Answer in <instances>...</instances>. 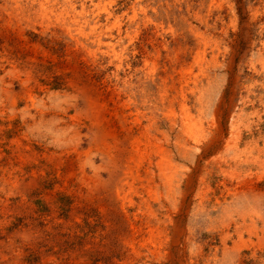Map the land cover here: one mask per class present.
<instances>
[{"label": "rangeland", "instance_id": "1", "mask_svg": "<svg viewBox=\"0 0 264 264\" xmlns=\"http://www.w3.org/2000/svg\"><path fill=\"white\" fill-rule=\"evenodd\" d=\"M0 264H264V0H0Z\"/></svg>", "mask_w": 264, "mask_h": 264}, {"label": "bare ground", "instance_id": "2", "mask_svg": "<svg viewBox=\"0 0 264 264\" xmlns=\"http://www.w3.org/2000/svg\"><path fill=\"white\" fill-rule=\"evenodd\" d=\"M126 53V52H125ZM149 138V137H148ZM166 163L168 164V162L166 161Z\"/></svg>", "mask_w": 264, "mask_h": 264}]
</instances>
